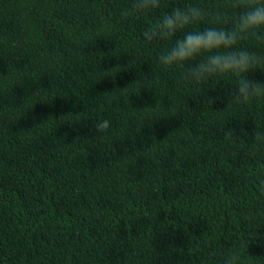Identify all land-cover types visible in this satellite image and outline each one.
<instances>
[{"label": "trees", "instance_id": "trees-1", "mask_svg": "<svg viewBox=\"0 0 264 264\" xmlns=\"http://www.w3.org/2000/svg\"><path fill=\"white\" fill-rule=\"evenodd\" d=\"M193 3L228 0L129 20V0H0V264H216L246 238L264 264V103L227 104L231 78L186 83L141 42Z\"/></svg>", "mask_w": 264, "mask_h": 264}, {"label": "clouds", "instance_id": "clouds-1", "mask_svg": "<svg viewBox=\"0 0 264 264\" xmlns=\"http://www.w3.org/2000/svg\"><path fill=\"white\" fill-rule=\"evenodd\" d=\"M162 7L163 0H129L119 15L121 20H129L157 13ZM244 41L248 43L242 44ZM141 42L146 46L163 44L156 57L158 66L163 71L176 69L186 83L231 78L227 104L244 107L264 103V81L249 77L257 70L264 72V0H228L227 9L220 7L215 11L202 3L170 6L154 23L144 27ZM217 99L210 97L208 103ZM93 120L97 137L110 131V119ZM221 130L223 138L239 137L231 128ZM248 137L257 152L264 150V125L254 127ZM257 176L258 190L264 193V172ZM249 239L242 246L221 250L216 264H251L253 257L246 254ZM216 254L213 251L212 255Z\"/></svg>", "mask_w": 264, "mask_h": 264}]
</instances>
